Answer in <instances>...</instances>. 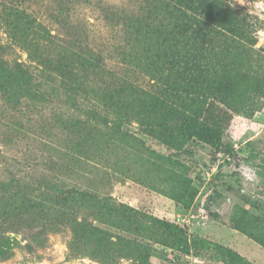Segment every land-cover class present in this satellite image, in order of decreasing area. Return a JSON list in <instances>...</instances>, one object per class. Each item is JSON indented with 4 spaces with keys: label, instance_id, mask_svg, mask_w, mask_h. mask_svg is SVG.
Masks as SVG:
<instances>
[{
    "label": "rangeland",
    "instance_id": "374dc122",
    "mask_svg": "<svg viewBox=\"0 0 264 264\" xmlns=\"http://www.w3.org/2000/svg\"><path fill=\"white\" fill-rule=\"evenodd\" d=\"M227 1L245 26L231 50L221 151L197 139L175 150L130 119L119 125L123 134L78 153L64 147L65 132L49 108L0 89L1 179L31 184L38 193L41 177L52 176L51 190L108 196L97 208L66 211L80 233L74 238L70 225L58 222L60 231H50L55 213L48 220L13 214L16 198L0 189V240L14 238L0 264H264V0ZM99 28L113 36L110 59L119 62L111 49L124 45L123 31ZM1 36L6 57L35 70L26 49Z\"/></svg>",
    "mask_w": 264,
    "mask_h": 264
},
{
    "label": "trees",
    "instance_id": "16d2710c",
    "mask_svg": "<svg viewBox=\"0 0 264 264\" xmlns=\"http://www.w3.org/2000/svg\"><path fill=\"white\" fill-rule=\"evenodd\" d=\"M104 24L122 30L128 45L112 47L117 63L110 59L113 36L99 28ZM0 26V89L49 108L65 132V148L86 153L88 143L123 134L119 125L130 119L175 150L191 139L217 151L227 144L231 50L245 26L227 0H0ZM1 32L26 49L35 70L6 57L9 46ZM49 65L59 80L49 74ZM97 124L106 130L95 129ZM51 179L41 177L38 193L14 178H0V189L16 198L13 214L41 213L48 220L55 213L50 231H60L59 222L79 238L66 211L97 208L108 196L51 190ZM13 239L0 240V259L9 255Z\"/></svg>",
    "mask_w": 264,
    "mask_h": 264
}]
</instances>
